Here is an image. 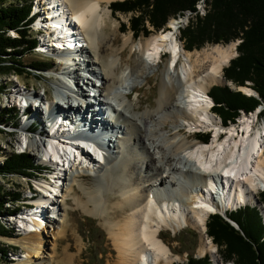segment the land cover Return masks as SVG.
<instances>
[{
	"label": "bare ground",
	"instance_id": "6f19581e",
	"mask_svg": "<svg viewBox=\"0 0 264 264\" xmlns=\"http://www.w3.org/2000/svg\"><path fill=\"white\" fill-rule=\"evenodd\" d=\"M110 1L36 0L33 8V15L38 13L34 16L39 17L33 29L32 20L28 27L44 31L35 50L41 47L38 52L55 57L57 64L48 73L55 79L56 92L52 98H45L36 91L13 89L11 107L16 103L26 116L20 129L36 120L40 126L43 123V130L48 123L41 109L64 107L58 104L63 99L59 96L61 88L70 96L62 113L51 120L48 117L49 131L60 136L62 142L53 144L54 138L37 135L33 140L22 136L18 143L19 150L30 149L57 171L49 181L35 182L28 209L14 216L20 237L3 238L23 249V256L13 258V264H50L55 239L64 232L69 209L66 200L70 198L83 212L103 221L116 251L115 264H172L179 257L172 256L160 237L161 230L169 227L175 231L190 225L203 235L211 213H226L249 204L258 206L264 217V206L258 201V191L264 190V123L252 133L257 116L243 114L236 123L223 128L210 110L213 101L209 87L225 83L222 70L234 57L235 42L186 50L177 36L187 19L172 17L164 29L144 38L134 41L124 35L122 44L130 45L134 58L132 64L120 69L122 49L109 46L111 52L106 55L100 51L103 45L108 47L103 28L108 22L114 26L107 8ZM204 2L196 3V13L203 9ZM162 52L166 60L159 68ZM176 64L178 68H174ZM83 68L82 79L75 69ZM156 71L159 82L155 105L140 111L142 99L134 89H141ZM86 72L101 82L97 91L102 103L81 115L77 114L83 109L78 98L85 88L79 82L94 84ZM127 87L137 98L135 104L124 106L122 98L127 92L123 88ZM239 88L246 94L254 93L247 86ZM97 120L113 131L107 142L90 132L100 126ZM191 127L213 131L212 139L207 143L188 140L181 130ZM40 129L37 132L41 134ZM80 131L91 135L98 143L97 150L94 143L80 140ZM84 177H90V183L86 184ZM54 219L58 222L52 224ZM46 234L52 237L48 247ZM205 240L200 239L198 254L207 253L220 264L214 244Z\"/></svg>",
	"mask_w": 264,
	"mask_h": 264
},
{
	"label": "trees",
	"instance_id": "16d2710c",
	"mask_svg": "<svg viewBox=\"0 0 264 264\" xmlns=\"http://www.w3.org/2000/svg\"><path fill=\"white\" fill-rule=\"evenodd\" d=\"M7 1L0 0V70L12 68L15 62L11 57L31 51L37 42L28 31L33 0H12L14 3L5 5ZM197 1L122 0L112 1L108 7L112 14L138 13L129 18L128 24L132 35L137 37L140 33L147 35V23L161 30L170 17L182 16L186 10L195 11ZM195 18L180 30L185 49L201 48L207 43L226 44L241 40L236 46L238 55L223 68V77L239 86H244L246 81L251 82L250 87L264 100V0H210L205 15L196 14ZM125 27V23H120L122 31ZM8 30H13L15 36L5 35ZM33 68L37 69L35 66ZM208 94L214 102L213 112L224 124L233 122L239 110L252 111L260 102L253 96L231 91L226 86H213ZM197 136L205 143L208 141V134ZM35 169L32 158L26 153H12L0 164V173L4 175H30L28 171ZM2 195L5 196L4 193ZM258 198L264 203V192ZM2 204L0 195V213ZM226 216L238 225V230L217 213L209 215L205 223V233L216 246L221 261L264 264V225L257 208L245 206L226 212ZM0 235L5 236L3 231H0ZM182 264L212 262L208 254L200 258L188 255L187 262Z\"/></svg>",
	"mask_w": 264,
	"mask_h": 264
},
{
	"label": "rangeland",
	"instance_id": "374dc122",
	"mask_svg": "<svg viewBox=\"0 0 264 264\" xmlns=\"http://www.w3.org/2000/svg\"><path fill=\"white\" fill-rule=\"evenodd\" d=\"M209 2L210 0H205V2L202 3L204 7L200 11L201 13L200 12L196 13V11L186 10L189 12L185 11L183 15L180 17L186 18L187 22H185V24L180 28V30H182L185 26H187L189 22L191 23L192 21H195L196 14H198L199 16H204L205 13L208 11ZM10 3H14V1L9 0L5 3V5H9ZM35 4H36V0H33L31 5L35 6ZM104 5L105 3L102 2L101 6L104 7ZM107 8L109 9L108 6ZM109 14H110V20H112L110 22L112 23L114 22V26H112L108 22L105 28H103L104 34L106 36L105 41L106 43H108V47L103 45L105 44L103 40V43H102L103 47L100 48V51L103 55L104 54L106 55V53H109V50H110L109 46H111L112 50L122 49L123 51L120 53L122 59H121V64H119L120 65L119 68L123 69L126 67V64H132L133 58H134V54L129 52L130 45L122 44L123 36L128 34L129 36L132 37L134 41H136L139 37L144 38L150 35L151 33L158 32L159 30L154 29L149 23H147L146 24L148 26L147 35L145 36L142 33H140L139 36L134 37L132 35L131 30L128 28V24H129V18L133 15H137L138 13L136 12H127V13L116 12L112 14L109 9ZM120 23L126 24V27H125L126 29L124 31H122V29L120 28ZM164 28L165 26L162 29ZM28 31L31 37H34L36 38V41L41 42L40 39L43 34H40L41 33L40 29L38 33L33 31L32 29H29ZM42 33H44L43 30H42ZM5 35L14 36L15 32L13 30H8L5 33ZM177 39L180 40L184 45V41L182 40L180 36V32H179V35L177 36ZM230 42H235V45H236V40L235 41L233 40ZM217 44L226 45L223 43H217ZM211 45H214V44L207 43L203 45L201 48H194L189 51L200 50L206 47L208 48ZM34 46L35 47L31 51L23 52L21 56L11 57L15 62L12 68L7 70L8 68L5 67V69L0 70V114H2V117H0L1 119V122H0V164H2L4 159L12 153H19V154L26 153L28 154L30 158H32L34 165L35 164L37 165V163H41V161L37 158V156L34 155L33 152H31L30 149L25 151L24 153L21 152L20 151L21 149L20 150L18 149L19 148L18 143H20L19 142L20 139L23 138L22 136H27V138L31 137L32 140L34 138L37 139V135L38 136L41 135L43 138H48L46 135H43L45 134V128L43 130L40 129L41 134L35 131L34 129H30L29 128L30 125L26 126V129L24 130L20 129L22 125L21 120L23 122L24 118L26 117L25 114L23 113L24 111L19 110V108L15 106L16 103H13L14 106L11 107V101H12L11 98L13 96L11 93H13V89L16 87H18L19 89L22 88V90L25 91L26 93L36 91L40 95H43V97L45 98H48V97L52 98L54 95V91L56 90L55 89V86H56L55 79L52 76L49 77L50 75L49 70H51L57 64L56 59L55 57H51L47 53L42 54L38 52L41 47H38V49L35 50V48L38 46V42H36V45ZM85 54L87 53L85 52ZM236 54H237V51H236V46H235L234 57L236 56ZM85 56L86 55H84V57ZM163 56L164 57L161 59L162 62L158 63L159 68L162 67L163 62H165L166 60L165 55ZM85 59L88 60L89 57L86 56ZM225 65L223 66V68L225 67ZM34 66L37 67V69H34L33 68ZM177 66L179 65L176 64V67L174 68H178ZM75 71L78 72L79 70L75 69ZM222 77H223V70H222ZM158 82H159V73L158 71H156L150 77L147 78V82L141 85V89L139 87L134 89V90L139 91L138 97L142 99V102L139 105L140 111H143L146 108H151L153 105H155V100H156V97L158 96ZM19 83H21L22 86H18ZM229 83L216 84L212 86H221V87L226 86L231 91H234V92L240 91L239 90L240 88L238 87L239 88L238 89L233 82H232L233 84L232 83L229 84ZM57 88L58 90H60L61 87L59 86ZM210 88L211 87H209V89ZM129 90H130L129 87L123 88V91L125 92H128ZM134 90H132L133 93L131 92L130 95L128 94V96L126 95V97L124 96L122 98V104L124 106H126L129 102H132L134 104L136 103L135 101H136L137 95L134 94ZM244 94L249 96V94H246V93ZM253 97L260 100V103L257 106V108L253 111V113H248V114L244 113L242 110H239V115L237 116L235 120L238 121L239 117H241L243 114L256 115L254 114V112L261 111L259 114L256 115L257 122L255 123L257 124L255 125L252 131V132H255V131L257 132L260 126H263V123H264V111H263L264 110V100L259 95H256L255 92L253 93ZM32 111L33 110H31L30 113ZM211 112L215 116H217V118L221 121L220 117L217 114H215L212 109H211ZM125 115L130 116V114L128 115L127 113H125ZM222 124L223 125L227 124L226 126H229L230 123L226 122L225 124L224 123ZM181 132L188 137V140L199 141L197 140L198 136L196 134H187L185 130H181ZM210 140H211L210 136L208 135V142ZM129 146L130 144L126 147V149H128ZM43 163L48 164L45 162ZM48 166L53 167L52 164L51 165L48 164ZM28 172L30 173V177H29L30 179L27 178L26 175H19V174L4 175L3 173H0V195H1L2 203H3L2 209H1L2 213H0V231H3V234H5V236L0 235V251H1L0 252V264H13L16 261L15 259L23 256L24 254L23 249L21 248L19 244L7 242L3 238L20 237L21 233L17 227V224L19 223L15 221L14 216L18 213L19 214L23 213L24 210L28 209L27 207L29 206V204L27 203L32 201L31 195L34 194L33 187L35 188L34 186L35 182L40 181V180L49 181L51 179L50 178L51 173H47L46 171L39 170L38 166L36 170H31ZM149 172L150 171L148 170V173ZM84 178H85L84 182L86 184L90 183V180H91L90 177L89 178L84 177ZM74 188L77 193H80V188L78 186H74ZM2 193H4L5 196H3ZM259 194L260 193H258V196ZM66 203L68 204L69 209L67 211L68 214H67V219L65 220L66 222L64 223V226H63L64 232L62 235H60L59 237L55 239V253H54L53 259L50 262V264H115L116 263V251L108 235L106 227L104 226L103 221L97 216L83 212L80 207H78L76 204L73 203V200L71 198L67 199ZM25 204H27V206ZM257 210L259 211L258 208ZM110 211L111 209H108L109 213ZM233 211H235V209ZM53 215L57 217V214H53ZM53 215H50V216H53ZM48 219H51V217ZM54 222H58V221L54 219V221L52 220V224H54ZM160 237L168 244L171 250L172 256L179 257V259L174 260L173 263L184 262L187 259L188 255L202 257L201 255L198 254V251H197L200 239L202 238L204 241H206L205 239L207 238L208 240L211 241V239L206 235V233L201 235L200 232L196 228L190 225L183 226L175 231L171 230V228L169 227L164 228L160 232ZM50 239H52L51 235L49 236L48 234H46V238H45L46 247H48ZM215 252H216V257L218 258V262L220 264H223L224 262L221 261V258L219 257L216 246H215ZM2 253H5V255H2ZM212 261L215 264L213 259ZM227 263L233 264L232 262H226L224 264H227Z\"/></svg>",
	"mask_w": 264,
	"mask_h": 264
},
{
	"label": "water",
	"instance_id": "95a60500",
	"mask_svg": "<svg viewBox=\"0 0 264 264\" xmlns=\"http://www.w3.org/2000/svg\"><path fill=\"white\" fill-rule=\"evenodd\" d=\"M220 214L235 228V229H239L238 228V226L236 225V223H234L233 221H231V220H229V219H227L226 217H225V214L224 213H222V212H220Z\"/></svg>",
	"mask_w": 264,
	"mask_h": 264
}]
</instances>
